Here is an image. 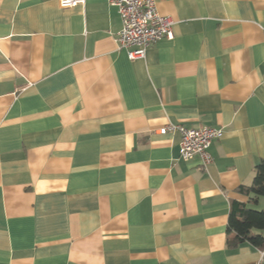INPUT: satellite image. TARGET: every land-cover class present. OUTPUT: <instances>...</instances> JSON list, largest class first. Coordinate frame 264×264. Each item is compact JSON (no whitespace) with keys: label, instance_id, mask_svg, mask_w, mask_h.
I'll list each match as a JSON object with an SVG mask.
<instances>
[{"label":"crops","instance_id":"1","mask_svg":"<svg viewBox=\"0 0 264 264\" xmlns=\"http://www.w3.org/2000/svg\"><path fill=\"white\" fill-rule=\"evenodd\" d=\"M155 1L174 37L131 60L108 0H0V264H264L227 245L264 161V0ZM168 123L224 128L213 162Z\"/></svg>","mask_w":264,"mask_h":264},{"label":"built area","instance_id":"2","mask_svg":"<svg viewBox=\"0 0 264 264\" xmlns=\"http://www.w3.org/2000/svg\"><path fill=\"white\" fill-rule=\"evenodd\" d=\"M86 0H60L62 7H73ZM118 8L122 28L115 35L120 48L127 51L131 60L144 58L150 46L174 37L175 21L158 10L155 0H108ZM179 133L180 155L185 161L199 158L202 166L213 162L210 147L214 140L224 135V128L213 126L187 127L180 123H168L160 128L161 134Z\"/></svg>","mask_w":264,"mask_h":264},{"label":"trees","instance_id":"3","mask_svg":"<svg viewBox=\"0 0 264 264\" xmlns=\"http://www.w3.org/2000/svg\"><path fill=\"white\" fill-rule=\"evenodd\" d=\"M241 193L249 196L247 202L234 200L231 205L228 224L227 245L237 249L250 244L264 251V207L256 209L250 205H264V161L255 167L253 183L241 186Z\"/></svg>","mask_w":264,"mask_h":264},{"label":"rangeland","instance_id":"4","mask_svg":"<svg viewBox=\"0 0 264 264\" xmlns=\"http://www.w3.org/2000/svg\"><path fill=\"white\" fill-rule=\"evenodd\" d=\"M253 208H256V209H263L264 205L263 203L259 204V205H254L252 206Z\"/></svg>","mask_w":264,"mask_h":264}]
</instances>
